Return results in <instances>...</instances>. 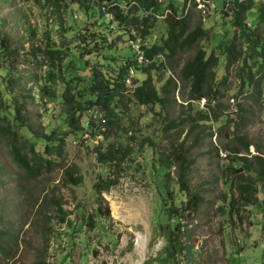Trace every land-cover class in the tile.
<instances>
[{
	"label": "trees",
	"instance_id": "obj_1",
	"mask_svg": "<svg viewBox=\"0 0 264 264\" xmlns=\"http://www.w3.org/2000/svg\"><path fill=\"white\" fill-rule=\"evenodd\" d=\"M24 1L26 18L34 13L31 17L42 25L23 27L30 44L26 53L0 17V140L19 171L15 183L27 196L23 205L36 211L50 205L60 223L71 225L60 199L33 197L25 187L54 171L62 173L64 188L83 184L76 165H66L68 137L76 144L83 135L96 140L85 148L111 173H97L91 183L97 212L101 195L118 185L135 148L148 147L154 176L160 177L155 176L161 213L157 227L164 245L143 264H191L188 227L207 193L191 183L192 152L208 138V152L222 155L218 174L227 188V209L218 210L223 215L246 211L257 204L258 187L264 190V145L245 133L256 112L264 110V0H222L213 5V21L194 29L184 12L189 0ZM11 2L0 0V10ZM121 40L130 44L125 55L118 50ZM188 52L192 55L180 62L175 79L177 58ZM135 74L143 80L133 81ZM29 83L35 88H27ZM180 92L182 103L173 117L169 108ZM28 105L54 110L53 127L37 130ZM140 107L158 108L151 111L160 125L158 143L143 137L148 123L134 121L133 109ZM96 217L80 212L73 233L80 234L85 225L92 230ZM13 244L14 236L0 231V255L7 256L3 245ZM64 256L63 262L70 252Z\"/></svg>",
	"mask_w": 264,
	"mask_h": 264
},
{
	"label": "rangeland",
	"instance_id": "obj_2",
	"mask_svg": "<svg viewBox=\"0 0 264 264\" xmlns=\"http://www.w3.org/2000/svg\"><path fill=\"white\" fill-rule=\"evenodd\" d=\"M160 1L168 3V0ZM221 1L189 0L184 11L189 19V29L208 26L214 19L213 5ZM26 10L28 12L24 0H13L10 6L0 10V17L6 20V31L23 53L30 45L28 37L23 35V27H42L39 18L31 17L34 13L26 18ZM53 35L56 38V33ZM37 38L40 40V33ZM129 49V43L124 40L119 42L118 50L122 55L128 53ZM191 55V52L179 55L173 75L175 79L178 78V65ZM133 77V81L144 78L136 74ZM31 87L35 88L29 83L27 88ZM20 93L24 95L22 91ZM181 95V92L175 94V104L169 108L173 117L178 109L177 104L182 103ZM200 103L202 105L203 101ZM229 104L232 105V102ZM51 108V105L46 106V109ZM133 110L137 125L148 123L147 131H142L143 137L149 136L158 143L161 140L160 125L151 118V111L157 112L158 108L140 107ZM28 111L37 130L46 126L48 131L53 127L54 110L45 112L37 106L28 105ZM141 116L144 118L141 119ZM245 133L250 141L264 145V110L256 112ZM66 142L69 152L66 165L71 162L76 165L84 176L83 184L77 188H64L62 173L54 171L25 187L32 191L30 194L33 197L53 195L60 199L71 225L60 223L50 205L39 211L23 205L22 201L27 196L21 195L15 183L19 171L0 140V231L10 232L15 241L13 245L2 246L7 256L0 255V264H143L154 258L163 247L164 238L157 227V217L161 213L156 188L159 180L156 178L160 177L154 176L153 150L140 146L135 148L124 165L125 170L118 185L101 195L102 208L97 212L91 183L97 173L103 177L111 173L98 165L85 148L86 145L96 144V140L91 141L83 135L77 144L71 137ZM212 143L217 145L215 135ZM207 145H210L208 138L192 152L195 166L191 183L207 193L206 203L188 227L191 231L188 242L192 247L191 264H264V190L258 187L257 204L247 207L246 211L240 210L239 215H223L218 210L219 207L227 209V188L218 174V168L223 165L220 161L222 155L210 154ZM80 212L86 215L96 213L97 217L93 218L92 230L88 231L89 226L85 225L80 234L73 233L71 227L78 225ZM46 217L50 219L49 222ZM48 228L51 230L47 231ZM68 252L69 258L63 262ZM180 264L185 263L181 261Z\"/></svg>",
	"mask_w": 264,
	"mask_h": 264
},
{
	"label": "built area",
	"instance_id": "obj_3",
	"mask_svg": "<svg viewBox=\"0 0 264 264\" xmlns=\"http://www.w3.org/2000/svg\"><path fill=\"white\" fill-rule=\"evenodd\" d=\"M139 60H141V59L139 58ZM251 154H254V151H253V149H251Z\"/></svg>",
	"mask_w": 264,
	"mask_h": 264
}]
</instances>
